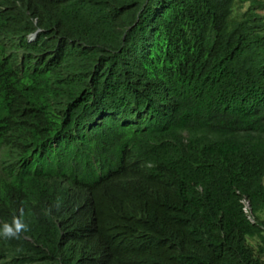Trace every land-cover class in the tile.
I'll use <instances>...</instances> for the list:
<instances>
[{"label": "trees", "instance_id": "trees-1", "mask_svg": "<svg viewBox=\"0 0 264 264\" xmlns=\"http://www.w3.org/2000/svg\"><path fill=\"white\" fill-rule=\"evenodd\" d=\"M262 12L0 0V264H264Z\"/></svg>", "mask_w": 264, "mask_h": 264}, {"label": "built area", "instance_id": "built-area-1", "mask_svg": "<svg viewBox=\"0 0 264 264\" xmlns=\"http://www.w3.org/2000/svg\"><path fill=\"white\" fill-rule=\"evenodd\" d=\"M242 204H243V211H244V213L248 215V213H249V205H248V202L246 200H243L242 201ZM248 219L250 221H252V219H251L250 216H248Z\"/></svg>", "mask_w": 264, "mask_h": 264}, {"label": "rangeland", "instance_id": "rangeland-1", "mask_svg": "<svg viewBox=\"0 0 264 264\" xmlns=\"http://www.w3.org/2000/svg\"><path fill=\"white\" fill-rule=\"evenodd\" d=\"M238 11H239V9H238ZM262 14H264V12H262ZM263 183H264V180H263ZM252 245H254L255 244V241L254 240H251V241H249Z\"/></svg>", "mask_w": 264, "mask_h": 264}, {"label": "clouds", "instance_id": "clouds-1", "mask_svg": "<svg viewBox=\"0 0 264 264\" xmlns=\"http://www.w3.org/2000/svg\"><path fill=\"white\" fill-rule=\"evenodd\" d=\"M34 38V36H30V39H33Z\"/></svg>", "mask_w": 264, "mask_h": 264}]
</instances>
